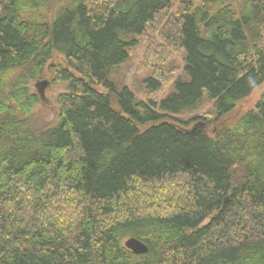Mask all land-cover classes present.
<instances>
[{"label":"trees","instance_id":"trees-1","mask_svg":"<svg viewBox=\"0 0 264 264\" xmlns=\"http://www.w3.org/2000/svg\"><path fill=\"white\" fill-rule=\"evenodd\" d=\"M140 38L141 102L115 80ZM262 85L264 0H0V264H264V93L227 119Z\"/></svg>","mask_w":264,"mask_h":264},{"label":"rangeland","instance_id":"rangeland-1","mask_svg":"<svg viewBox=\"0 0 264 264\" xmlns=\"http://www.w3.org/2000/svg\"><path fill=\"white\" fill-rule=\"evenodd\" d=\"M175 9L177 10L182 3V0H173ZM53 8L50 9L52 11ZM147 47V42L144 38L139 39V43L136 48L132 50L130 61L118 69L115 75L116 82H122L127 87H129L135 94L138 101H145L144 99V86L143 80L148 78V73L140 72V64L143 60V56ZM60 55H57V58L52 59L47 66L45 72V77L43 76L39 81L33 82L31 88L39 97V103L36 107L35 113L33 115L34 124L38 125L39 128L49 127L57 122L58 112H59V103L57 101L58 97L67 91L68 84L65 82H53L52 75L58 69V62L63 63ZM65 64V63H63ZM174 66L179 68L178 72L175 75V78L182 76V69L184 67V61L181 55L177 56L173 63ZM47 81V85L42 91V83ZM175 81L164 87L157 95V101L160 103L163 99L168 97L174 92ZM122 85V86H125ZM122 88V87H120ZM102 90V88H99ZM264 93V85L259 87L253 94L242 101L233 114L227 117V119H233L236 116L243 114L251 109H253L256 103L259 101L260 97ZM213 109L212 102H206L203 108L194 113H188L183 118L188 120L196 115L201 119L197 123L190 125L189 128H194L196 124L203 122L204 125L207 121H213L211 111ZM215 131V130H214ZM211 132V135H214Z\"/></svg>","mask_w":264,"mask_h":264},{"label":"water","instance_id":"water-1","mask_svg":"<svg viewBox=\"0 0 264 264\" xmlns=\"http://www.w3.org/2000/svg\"><path fill=\"white\" fill-rule=\"evenodd\" d=\"M47 81H44L42 83V91L44 89V87L47 85ZM201 126H204L203 122L198 123L197 125H195L194 128ZM125 246L127 249H129L131 252H133L136 255H144L149 253V247L147 246V244H145L143 241L137 239V238H129L126 240L125 242Z\"/></svg>","mask_w":264,"mask_h":264}]
</instances>
